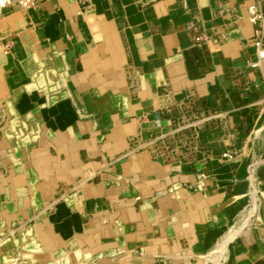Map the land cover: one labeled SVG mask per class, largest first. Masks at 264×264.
<instances>
[{
    "label": "crops",
    "instance_id": "obj_1",
    "mask_svg": "<svg viewBox=\"0 0 264 264\" xmlns=\"http://www.w3.org/2000/svg\"><path fill=\"white\" fill-rule=\"evenodd\" d=\"M1 17L0 96L10 106L16 129L85 134L86 114L96 116L95 98H112L116 138L111 155L116 153L118 175H131L136 170L132 160L145 162L153 154L156 141L134 148L137 140L177 134L194 150L177 146L176 153L202 164L177 177L196 243L205 247L224 231L223 245L213 254L216 264H223L227 250L234 258L226 264H264V206L254 226L232 228L252 176L264 185V108L256 107L264 86L261 71L251 64L254 24L246 0H36L28 8L11 6ZM218 113L222 116L212 117ZM180 117H200L195 127L203 128L188 126L193 133H182L186 128L177 127ZM96 125L89 121L92 133ZM259 125L252 131L256 138H250L249 130ZM29 140L59 145L49 136ZM95 141L87 145L104 146ZM22 149L18 144L0 161V190L18 196L7 204L9 210L0 209L1 221L9 226L0 237L5 241L22 225L28 236L52 234L61 241L46 243L54 262H85L87 240L80 236L94 215H102V177L89 178L85 188L56 200L45 219L36 221L49 200L41 194V178L28 186ZM226 152L231 156L224 157ZM126 156L131 159L122 160ZM35 190L40 195L34 196ZM252 195L256 206L257 190ZM30 219L33 223L25 224Z\"/></svg>",
    "mask_w": 264,
    "mask_h": 264
},
{
    "label": "rangeland",
    "instance_id": "obj_2",
    "mask_svg": "<svg viewBox=\"0 0 264 264\" xmlns=\"http://www.w3.org/2000/svg\"><path fill=\"white\" fill-rule=\"evenodd\" d=\"M150 1L152 0H147V2ZM2 20L3 17H0V22ZM263 98L264 93L258 97L256 107L259 109L264 108V104L260 103ZM2 99L0 96V161L18 144L19 148L25 150L24 166L28 169L25 179L28 177L31 179L27 184L32 186L33 181L41 178V194L42 192L47 194L46 198L49 200L44 203L41 213L36 215V221L45 219L53 202L85 188L90 182L89 178L94 180L99 176L102 177L105 188L102 186L103 193L98 197L102 215L98 218L94 215L86 232L80 236L87 240L85 244L87 247H84L82 255L88 258L86 260L84 258L85 262L79 260L81 263L78 261L77 264H216L213 254L223 245L226 235L222 231L218 241L206 244L205 247L199 246L195 241L196 228L191 226L186 198L181 189L183 184L177 177L184 171L198 169L202 164L194 161V156L187 159L182 152L176 153L177 146L181 151L194 150L178 140L177 134L161 135L163 138L156 140L154 138L137 140L134 148L141 147V144L145 142L156 141L155 150L153 154L149 153L150 156L145 162L132 160L131 166L136 170L131 175L120 176L118 173L121 170L116 167L118 164L116 153L111 155L112 144L116 138V106L110 103L112 98H95L96 116L94 118L87 113L83 130H81L88 131L87 134L82 132L48 134L39 127L29 131L16 129L10 106ZM186 113L187 111L184 112L182 109L184 116H188ZM90 120L97 123L93 133L89 127ZM184 126H190V124L185 123ZM259 127L261 126L249 130L250 138H256V134L252 131ZM181 132L191 134L193 130L186 128ZM260 134L261 136L264 134V129ZM30 136H49V140H54L59 145L49 147L42 140L28 141ZM22 137L25 138L26 144L23 140H12ZM87 138L90 139L87 140ZM98 138L104 146H98L99 148L91 146ZM65 140H73V144L65 146L63 145ZM88 141L89 144L91 143L90 146L87 145ZM201 146L202 144L199 143L196 149L199 150ZM34 154L36 156H33ZM127 158L130 157H123L122 160H129ZM128 176L132 179H127ZM102 180L101 185H103ZM24 183L26 187V181ZM253 190H257L256 206L252 199V196L255 197L252 195ZM27 191L30 193L32 190L27 189ZM119 191H122V194H118ZM262 191H264V185L258 181L256 175H253L248 186L244 208L236 215L233 229L242 227L247 230L256 224V217L263 212L264 202L261 195L264 193ZM38 195H40L38 191L34 193V196ZM16 198L18 199L17 194L6 193L3 189L0 194V209L4 207L9 210L10 206L7 204L15 202ZM24 198V201L30 202L27 194ZM26 223L31 224L33 220L30 219ZM5 224L0 217L1 235L9 229V226ZM21 226L17 227L18 229H15L11 237L5 241L2 239L3 236L0 237V264H60L58 261H53L57 258L51 256L49 249L46 248V243L50 240L61 242L56 236L52 234L51 238L48 235L43 238L35 235L28 236L24 227ZM232 245L233 241L228 243L229 248ZM233 258L227 250L222 258L223 264ZM75 262L74 260V264Z\"/></svg>",
    "mask_w": 264,
    "mask_h": 264
},
{
    "label": "built area",
    "instance_id": "obj_3",
    "mask_svg": "<svg viewBox=\"0 0 264 264\" xmlns=\"http://www.w3.org/2000/svg\"><path fill=\"white\" fill-rule=\"evenodd\" d=\"M247 1V17L249 21L254 24V35H253V45L255 48V59L251 62L252 67L257 68L261 71L263 76L264 86V0H246ZM36 0H0V16L5 13V11L14 5H18L22 8H28L35 4ZM188 29L193 27L192 23L186 25ZM197 42H203V37L197 36ZM210 115V114H208ZM222 114H213L214 117H221ZM200 117H194L193 119H188L184 121L185 118L180 117L177 121V127L182 125L190 124L191 127H195V122ZM186 126L185 128H187ZM224 157L231 156L227 152L223 154Z\"/></svg>",
    "mask_w": 264,
    "mask_h": 264
},
{
    "label": "bare ground",
    "instance_id": "obj_4",
    "mask_svg": "<svg viewBox=\"0 0 264 264\" xmlns=\"http://www.w3.org/2000/svg\"><path fill=\"white\" fill-rule=\"evenodd\" d=\"M3 15H4V14H3ZM3 15H1V16H3ZM1 16H0V17H1ZM260 103H261V104H264V98L260 101ZM262 129H263V128H262ZM260 130H261V129H260ZM1 178H3V177H1ZM4 178H5V177H4ZM2 182H3V181H2ZM230 229H231V228H230ZM237 230H238V229H237ZM229 233H230V232H229ZM229 233H228V234H229ZM230 235H231V234H230Z\"/></svg>",
    "mask_w": 264,
    "mask_h": 264
}]
</instances>
